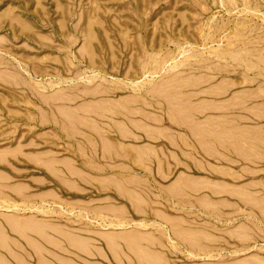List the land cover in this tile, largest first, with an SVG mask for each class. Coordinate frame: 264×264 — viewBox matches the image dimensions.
I'll list each match as a JSON object with an SVG mask.
<instances>
[{
  "label": "rangeland",
  "instance_id": "374dc122",
  "mask_svg": "<svg viewBox=\"0 0 264 264\" xmlns=\"http://www.w3.org/2000/svg\"><path fill=\"white\" fill-rule=\"evenodd\" d=\"M7 217L264 264V0H0Z\"/></svg>",
  "mask_w": 264,
  "mask_h": 264
},
{
  "label": "crops",
  "instance_id": "0c3cea01",
  "mask_svg": "<svg viewBox=\"0 0 264 264\" xmlns=\"http://www.w3.org/2000/svg\"><path fill=\"white\" fill-rule=\"evenodd\" d=\"M6 219L13 230H22L21 235L18 236L21 239L22 247L27 249L32 261L27 260L22 253L16 250L10 240L11 237L0 225V257L5 262L0 258V264H106L107 260H113L119 264L117 260H120L121 256L116 251V241H121L124 246L133 251L131 252L133 264H167L166 256L153 248L156 238L151 234H139V240L136 241L137 236L123 234V238L131 244L130 246L118 236L119 239H114L112 247H109L106 240L103 239L104 247H102L93 244L88 237L78 236L61 228H56L57 234H51L46 229L44 230L45 225L42 222L34 219L28 218L21 221L13 217ZM25 228L36 230L41 234ZM70 235L81 238L83 244L76 246L70 243V240L73 241V238L69 240ZM112 238L113 236L108 237L109 240Z\"/></svg>",
  "mask_w": 264,
  "mask_h": 264
}]
</instances>
